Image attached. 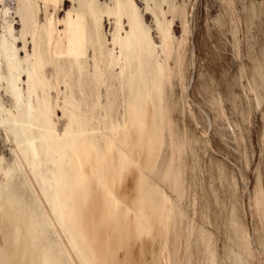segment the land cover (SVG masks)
<instances>
[{"label": "bare ground", "instance_id": "1", "mask_svg": "<svg viewBox=\"0 0 264 264\" xmlns=\"http://www.w3.org/2000/svg\"><path fill=\"white\" fill-rule=\"evenodd\" d=\"M14 1L15 10L0 0V135L14 146L16 194L26 189L29 196L18 203L17 195H10L12 171L0 157V264H141L145 245L159 242L161 253L151 258L158 264L168 254L169 210L168 215L159 211L157 228L141 217L153 201L144 202L151 190L143 179L149 157L139 146L163 118L159 121L171 87V61L180 57L182 44L174 39V20L186 13L175 0L144 1L155 18L157 45L137 0ZM66 2L71 8L60 20ZM184 31H189L186 22ZM120 108L127 125L112 116ZM59 110L62 131L55 121ZM28 200L41 216L23 213ZM49 232L67 263L49 256Z\"/></svg>", "mask_w": 264, "mask_h": 264}, {"label": "rangeland", "instance_id": "2", "mask_svg": "<svg viewBox=\"0 0 264 264\" xmlns=\"http://www.w3.org/2000/svg\"><path fill=\"white\" fill-rule=\"evenodd\" d=\"M5 1L15 10L14 0ZM144 1L137 0V5L152 28L155 43L160 45L155 18L146 11ZM175 1L186 13L185 17L175 18L173 26L174 39L182 43L180 57L171 61V87L165 91V110L159 113L163 114L159 116V121L163 117V125L158 122L150 140L139 146L144 157H149L145 161L148 166L143 167V179L151 190L147 189L144 202L150 205L147 202L152 199L154 203L150 201L151 213H141V217L157 228L162 223L160 216L169 212L171 227L168 224L164 230L171 235L167 238L170 242L166 240L168 259H161L158 264H264V0ZM70 8L66 2L58 18L62 20ZM168 19L172 20V15ZM15 22L20 33L19 19ZM105 27L109 33L108 21ZM5 99L8 102V97ZM119 111L112 116L127 125V115L122 108ZM55 121L62 131L65 120L61 110ZM124 143L133 153L137 151L132 141ZM12 149L13 144H7L1 136L3 167L8 164L4 168L12 171L10 195H17L15 200L20 203L29 193L22 189L20 197L16 194L19 178L16 166L12 165ZM130 164L129 159L125 167ZM0 171L4 180L1 167ZM26 207L23 213L27 215L38 212L33 201L28 200ZM130 217L134 218V213ZM49 233V256L67 263L57 237ZM156 243L153 248L148 244L142 249H146L148 257L144 255L141 264H154L161 253V244ZM249 243L253 245L250 247ZM135 263L140 264V260Z\"/></svg>", "mask_w": 264, "mask_h": 264}]
</instances>
